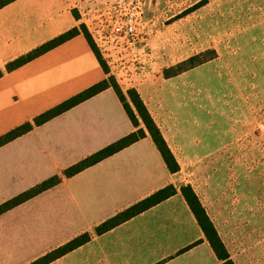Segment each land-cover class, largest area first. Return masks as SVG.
Wrapping results in <instances>:
<instances>
[{
  "label": "crops",
  "instance_id": "crops-1",
  "mask_svg": "<svg viewBox=\"0 0 264 264\" xmlns=\"http://www.w3.org/2000/svg\"><path fill=\"white\" fill-rule=\"evenodd\" d=\"M75 0H14L0 9V69L79 26ZM83 34L0 78V137L104 81ZM136 127L107 88L0 147V207L59 178L0 214V264H33L90 234L47 264H223L151 136L74 176L65 171ZM177 193L100 235L97 227L153 194Z\"/></svg>",
  "mask_w": 264,
  "mask_h": 264
},
{
  "label": "rangeland",
  "instance_id": "rangeland-1",
  "mask_svg": "<svg viewBox=\"0 0 264 264\" xmlns=\"http://www.w3.org/2000/svg\"><path fill=\"white\" fill-rule=\"evenodd\" d=\"M132 1L142 26L116 35L110 12ZM74 15L146 129L134 93L143 100L180 167L175 184L193 189L230 259L264 264V0H75Z\"/></svg>",
  "mask_w": 264,
  "mask_h": 264
},
{
  "label": "trees",
  "instance_id": "trees-1",
  "mask_svg": "<svg viewBox=\"0 0 264 264\" xmlns=\"http://www.w3.org/2000/svg\"><path fill=\"white\" fill-rule=\"evenodd\" d=\"M14 0H0V9L4 6L8 5L9 3L13 2ZM83 34L87 41L89 42L91 48L97 55V58L99 62L102 64V60L100 56L98 55L96 48L89 36L81 31L79 27H75L72 30H69L66 33H63L56 38L42 44L41 46L33 49L32 51L28 52L25 55L20 56L19 58L9 62L5 70L0 69V78L3 77V75L6 72H12L21 66L31 62L32 60L42 56L43 54L49 52L50 50L56 48L57 46L69 41L70 39ZM208 54H213V57H207ZM217 57V53L215 50L206 51L201 54L192 56L191 58L179 63L178 65L171 67L169 69H166L164 71L165 76L167 78H172L180 73L189 71L197 66H200L204 63H206L209 60H212ZM104 68V66H103ZM105 70V68H104ZM174 71V73H173ZM109 81L105 79L104 81L88 88L87 90L83 91L82 93L78 94L75 97H72L63 103L55 106L54 108L40 114L37 116L33 122H27L20 127L8 132L7 134L0 137V147L13 141L14 139L26 134L27 132L31 131L35 126H40L49 120L55 118L56 116L66 112L67 110L71 109L72 107L78 105L79 103L97 95L98 93L102 92L103 90H106L107 88H111ZM113 89L116 91L119 99L123 103L125 110L127 111L131 121L133 124L139 128L140 126V120L135 114L133 108L127 104H125V95L121 92L116 90L114 87ZM130 95V94H129ZM134 99L133 104L142 119L146 129L148 130L155 146L157 147L158 151L161 153L162 158L168 168V170L174 174L179 171L180 167L167 143L165 140L160 128L155 123L154 119L151 117L146 105L144 104L143 100L140 98L137 92L134 93ZM132 98V97H131ZM146 132L143 128L138 129L136 132L130 134L129 136L125 137L124 139L118 141L117 143L107 147L106 149L86 158L85 160L75 164L71 168L67 169L65 171V175L68 177L74 176L75 174L81 172L82 170L95 165L99 161L107 158L108 156L122 150L123 148H126L127 146H130L131 144L139 141L142 138H145ZM59 182V178H54L49 181L44 182L37 188H35L33 191H30L24 195H21L20 197L13 199L12 201L4 204L0 207V214L5 212L6 210L12 208L13 206L17 205L18 203L25 201L29 197L38 194L55 184ZM181 194L185 198L189 208L193 212L195 218L197 219V222L199 223L201 229L203 230L209 244L211 245L213 251L217 255V257L223 261V264H234V262L230 259V256L225 249L224 245L219 239V236L207 217L206 213L204 212V209L202 208L201 204L199 203V200L194 193L193 189L189 186H181L180 187ZM177 193V189L174 186H169L165 189L160 190L159 192L153 194L152 196L148 197L147 199L139 202L137 205L131 207L130 209H127L115 217L109 219L102 225L96 228L95 233L97 235H100L104 232H107L116 226L122 224L123 222L129 220L130 218L144 212L145 210L159 204L160 202L168 199L172 195ZM91 240L90 234H84L82 236H79L72 240L70 243L65 245L64 247L58 249L57 251L49 254L48 256L40 259L39 261L33 263V264H47L48 262L55 260L56 258L66 254L67 252L74 250L78 248L79 246L89 242Z\"/></svg>",
  "mask_w": 264,
  "mask_h": 264
},
{
  "label": "built area",
  "instance_id": "built-area-1",
  "mask_svg": "<svg viewBox=\"0 0 264 264\" xmlns=\"http://www.w3.org/2000/svg\"><path fill=\"white\" fill-rule=\"evenodd\" d=\"M144 7L140 1H132L123 10L116 7L110 12V26L116 35L133 37L142 26Z\"/></svg>",
  "mask_w": 264,
  "mask_h": 264
}]
</instances>
